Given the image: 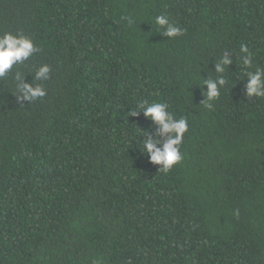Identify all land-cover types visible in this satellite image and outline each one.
<instances>
[{"label":"trees","instance_id":"trees-1","mask_svg":"<svg viewBox=\"0 0 264 264\" xmlns=\"http://www.w3.org/2000/svg\"><path fill=\"white\" fill-rule=\"evenodd\" d=\"M5 32L37 51L0 77V264H264V96L245 88L264 0H0ZM144 100L188 120L166 173L140 140L171 134L131 115Z\"/></svg>","mask_w":264,"mask_h":264},{"label":"clouds","instance_id":"clouds-1","mask_svg":"<svg viewBox=\"0 0 264 264\" xmlns=\"http://www.w3.org/2000/svg\"><path fill=\"white\" fill-rule=\"evenodd\" d=\"M155 24L160 26L162 33L170 38L182 34L183 29L178 25L171 23L167 15L161 14L154 18ZM129 23L133 21L129 19ZM37 51L32 38L22 33L5 32L0 35V77H4L13 65L23 64L34 52ZM240 52L242 63L251 67V54L247 45L241 44ZM231 59L224 54L223 59L216 64L215 73L222 74L225 72L226 66L231 64ZM49 65H41L35 72V80L41 81L49 79ZM248 80L245 84L247 97L264 96V69L257 68L254 72H245ZM226 83L225 76L217 75L215 79H204V84L208 85L205 92L208 100L217 98L220 95L217 84L224 86ZM17 88L24 99L29 101L41 98L46 95V90L41 84L24 83L19 84V74L17 75ZM211 107V104L208 105ZM139 111H143L146 117H149L154 124L157 125L160 133H170L167 140L161 141L158 137H152L147 140H140L142 150L150 154L149 159L154 163H162V170L166 173L173 165L183 159L180 151V145L183 142L184 133L188 130V120L186 117L176 118L169 111V105L166 102H149L147 100L138 103L135 110L131 109V115H138ZM163 143V149L157 147V144Z\"/></svg>","mask_w":264,"mask_h":264}]
</instances>
